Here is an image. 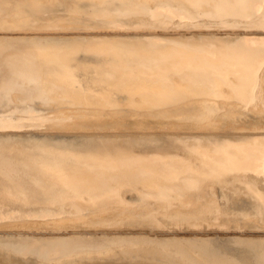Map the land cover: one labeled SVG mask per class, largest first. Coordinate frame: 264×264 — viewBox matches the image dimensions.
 Segmentation results:
<instances>
[{
  "label": "bare ground",
  "instance_id": "1",
  "mask_svg": "<svg viewBox=\"0 0 264 264\" xmlns=\"http://www.w3.org/2000/svg\"><path fill=\"white\" fill-rule=\"evenodd\" d=\"M262 35L264 0H0V264H264Z\"/></svg>",
  "mask_w": 264,
  "mask_h": 264
},
{
  "label": "water",
  "instance_id": "2",
  "mask_svg": "<svg viewBox=\"0 0 264 264\" xmlns=\"http://www.w3.org/2000/svg\"><path fill=\"white\" fill-rule=\"evenodd\" d=\"M166 7V6H165ZM157 8H164V7H153L152 9H151V12L153 13V12H156V9ZM153 14H155V13H153ZM260 15V12L258 11V13H253V18L252 17H248V21L249 20H253V19H255V18H257L258 16ZM203 19V17H199L198 19H197V21H195V22H193V20H179V19H175V18H172L171 20H173L174 22H177L178 23V25H179V23L180 24H183L182 25V27L184 28V27H187L188 25L190 26L191 24H196V23H199V24H201L202 22H201V20ZM224 18H220V20H223ZM226 20H231L230 18H225ZM215 20V19H214ZM181 26V25H180ZM177 28V25L175 24L174 26H168L167 27V32H171V31H173V29L175 30ZM237 28H239L241 31H244V29H243V25H241V26H239V27H236V30H237ZM192 31H194V30H196V28H190ZM189 29V30H190ZM198 29V28H197ZM208 29H209V27H208ZM228 29H234V28H229V27H226V28H224L223 30H228ZM257 31H262V30H259V29H256ZM166 37H174V36H172V35H165ZM176 37V36H175ZM259 37V36H258ZM262 37H264V35H262ZM148 38V37H147ZM163 38V37H162ZM159 39H161V36H159ZM160 44H163V43H165V42H163L162 40L159 42ZM42 113V111H40V110H38V109H34V111L32 112V116H35V117H37V115L38 114H41Z\"/></svg>",
  "mask_w": 264,
  "mask_h": 264
},
{
  "label": "rangeland",
  "instance_id": "3",
  "mask_svg": "<svg viewBox=\"0 0 264 264\" xmlns=\"http://www.w3.org/2000/svg\"><path fill=\"white\" fill-rule=\"evenodd\" d=\"M252 200H254V199H252ZM255 208L258 209L257 210L258 213L261 211V205L259 203L256 204ZM251 209H253V208H251Z\"/></svg>",
  "mask_w": 264,
  "mask_h": 264
}]
</instances>
